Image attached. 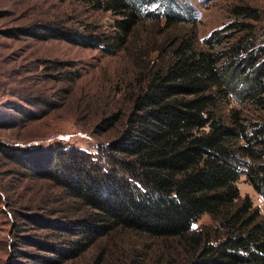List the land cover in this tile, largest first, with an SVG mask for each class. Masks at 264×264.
<instances>
[{"label":"trees","instance_id":"16d2710c","mask_svg":"<svg viewBox=\"0 0 264 264\" xmlns=\"http://www.w3.org/2000/svg\"><path fill=\"white\" fill-rule=\"evenodd\" d=\"M84 1L116 16L113 32L43 25L30 33L110 55L124 51L135 61L138 89L122 90L130 102L122 128L94 151L58 142L21 155L33 175L91 211L71 222L41 223L85 239L118 229L176 239L177 264H264V215L238 186L246 175L264 198L261 11L237 4L233 20L201 40L197 23H186L170 0ZM146 20L152 37L148 30L145 44H137L133 37ZM232 101L253 105L258 120L229 107ZM118 119L115 113L98 127L108 130ZM205 215L210 221L200 223ZM81 244L56 251L74 257Z\"/></svg>","mask_w":264,"mask_h":264},{"label":"rangeland","instance_id":"374dc122","mask_svg":"<svg viewBox=\"0 0 264 264\" xmlns=\"http://www.w3.org/2000/svg\"><path fill=\"white\" fill-rule=\"evenodd\" d=\"M170 1V8L186 23H197L201 40L233 20V6H254L261 11L257 41L264 40V0ZM115 19L112 12L95 10L84 0H0V264H131L133 260L177 264L176 239L124 229L85 239L58 226L44 227L45 220L71 222L91 211L78 200L63 199L62 190L33 175L26 167L28 157L21 156L58 142L94 151L122 128L130 108L122 90L128 85L138 89L132 56L30 33L51 25L79 34L94 30L110 34ZM152 27L148 20L141 24L133 37L137 44H145ZM229 107L254 120L261 112L248 103L232 101ZM115 113L119 117L115 127L105 131L98 127ZM238 186L264 215V198L246 175ZM209 221L205 215L200 223ZM74 241L82 242L70 254L74 257L57 253L72 248Z\"/></svg>","mask_w":264,"mask_h":264}]
</instances>
